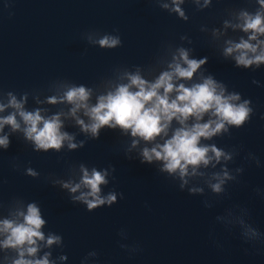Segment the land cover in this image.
Wrapping results in <instances>:
<instances>
[{"label": "clouds", "instance_id": "clouds-1", "mask_svg": "<svg viewBox=\"0 0 264 264\" xmlns=\"http://www.w3.org/2000/svg\"><path fill=\"white\" fill-rule=\"evenodd\" d=\"M224 2L149 0L184 23L190 21L186 4L195 13H203ZM11 3L5 0V7ZM243 4L224 8L219 26L203 23L198 30L220 61L255 73L264 69V0H243ZM79 39L102 51L123 47L116 28L112 32L89 29ZM208 61V56L196 55L193 39L182 34L178 43L162 41L149 63L114 65L91 85L56 78L31 90L0 86V156L10 148L12 137L37 155L57 154L58 162L65 163L64 175L49 173L43 181L66 193L73 206L92 213L124 199L115 188L104 191L116 181L115 166L72 163L60 154L80 151L99 140L102 132L111 131L119 134V150L126 159L154 167L178 191L203 197V207L211 210L231 199V187L243 184L248 167L264 168V161L255 152L245 151L242 144L220 147L215 142L232 139L233 130L251 123L256 108L250 98L210 73ZM251 83L264 87L256 78ZM9 167L32 180L41 179L40 172L18 157L9 161ZM6 182L0 176V189ZM253 193L264 200V188L256 187ZM250 217L248 207L233 204L215 222L227 231L238 230L244 244L264 246V231ZM46 228L48 221L38 201L22 196L0 198V264H66L63 236ZM117 235L120 249L129 257L143 251L139 242H128L126 228ZM56 250L59 254L54 256ZM98 261L99 253L92 250L80 264Z\"/></svg>", "mask_w": 264, "mask_h": 264}, {"label": "water", "instance_id": "water-1", "mask_svg": "<svg viewBox=\"0 0 264 264\" xmlns=\"http://www.w3.org/2000/svg\"><path fill=\"white\" fill-rule=\"evenodd\" d=\"M241 6L243 0H225L195 13L186 4L190 21L184 23L149 0H12L8 8L5 0H0V86L24 91L43 88L56 78L91 85L109 74L114 65L149 63L162 41L178 43L180 35L188 34L196 55L209 57L207 70L250 98L256 108L251 123L233 130L232 139L215 142L220 147L242 144L245 151L255 152L264 161V87L251 83L256 78L264 84V69L252 73L220 61L198 30L203 23L219 26L224 8ZM114 28L119 29L123 41V47L114 51L89 47L79 39L80 33L89 29L112 32ZM119 146V134L106 130L84 149L60 154L72 163L115 166L116 181L104 191L115 188L124 199L111 208L88 213L83 206H73L66 193L43 181L49 173L63 176L64 161L58 162L55 153L37 155L16 137L0 156V176L7 181L0 198L22 196L38 201L48 221L45 231L64 238L66 264H80L92 250L99 253L98 264H264V246L244 244L238 230L227 231L215 222L226 208L240 204L249 208L251 222L264 231V200L253 193L256 187L264 188V168L248 167L243 184L231 187V199L209 210L203 207V197L178 191L154 167L126 159ZM17 157L40 172L41 179L13 172L9 161ZM121 228L128 230L129 243L142 245L139 255L129 257L120 249L117 234ZM58 254L56 250L54 256Z\"/></svg>", "mask_w": 264, "mask_h": 264}]
</instances>
